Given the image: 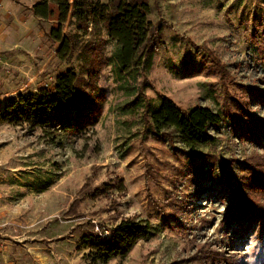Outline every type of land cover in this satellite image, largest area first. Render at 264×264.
<instances>
[{"label":"rangeland","instance_id":"rangeland-1","mask_svg":"<svg viewBox=\"0 0 264 264\" xmlns=\"http://www.w3.org/2000/svg\"><path fill=\"white\" fill-rule=\"evenodd\" d=\"M146 1L158 48L148 67L122 79L112 72L114 44L90 20L85 33L71 17L62 24L63 35H80L64 61L59 43L35 37L53 19L27 20L31 43L0 51V109L64 71L86 78L100 67L95 89L52 112L44 131L0 121V264H264L255 228L242 232L240 219L227 220L237 193L246 194L242 163L264 155L260 125H250L252 136L228 116L248 124L234 102L241 99L264 118V0ZM163 96L217 114L207 129L215 141L190 148L176 134L154 135L150 117ZM92 108L95 121L84 123ZM125 219L147 220L152 234L125 255L94 261L85 236L108 235Z\"/></svg>","mask_w":264,"mask_h":264},{"label":"trees","instance_id":"trees-1","mask_svg":"<svg viewBox=\"0 0 264 264\" xmlns=\"http://www.w3.org/2000/svg\"><path fill=\"white\" fill-rule=\"evenodd\" d=\"M73 12L69 14L68 0H41L35 3L31 11L38 19H53L54 24L45 36L49 41L60 44L56 56L64 61L75 52L80 35H63L62 24L69 17L77 23V29L85 33L88 21L96 27L100 24L114 44L110 57L112 72L117 79H122L131 68L140 65L148 67L160 41L159 28L147 20L149 6L146 0H108L97 4L88 0H74ZM215 68L221 71L218 61ZM100 67L94 68L86 78L71 70L57 75L55 84L27 95L19 94L6 101L0 109V121L13 124H25L29 131L45 130L53 123L52 112L62 108L77 107V102L85 99L86 89H95V79ZM264 102V92L259 91ZM242 114L248 116V124L242 116L229 112L232 128H245L247 134L255 136L250 125L259 124L264 135V118L253 117L247 104L241 99H234ZM97 108L83 116L85 122H94ZM92 117H89L91 116ZM151 132L167 140L173 134L185 146L195 148L200 144H211L215 139L208 133L209 124H216L220 118L206 106L197 105L188 110L179 108L167 97L160 98L159 106L151 113ZM210 161L215 157L205 156ZM205 157L203 163L206 162ZM243 185L246 194L237 193L235 202L230 205L228 221L240 219L241 231L255 228L258 239L264 241V202L254 201L253 193L264 196V155L247 158L242 163ZM252 193V194H251ZM252 226V227H251ZM153 231L147 220H122L112 228L108 235L88 233L85 245L90 250L94 261H102L114 256L125 255L139 240H146Z\"/></svg>","mask_w":264,"mask_h":264},{"label":"crops","instance_id":"crops-1","mask_svg":"<svg viewBox=\"0 0 264 264\" xmlns=\"http://www.w3.org/2000/svg\"><path fill=\"white\" fill-rule=\"evenodd\" d=\"M37 2V0H0V51L17 50L31 43L29 39L31 32L26 30L25 22L36 19L31 8ZM50 29L51 27L46 32ZM44 35V31L37 32L36 40L40 41Z\"/></svg>","mask_w":264,"mask_h":264}]
</instances>
